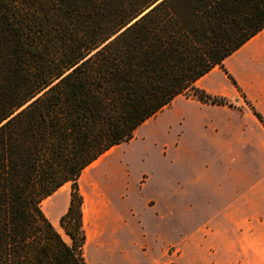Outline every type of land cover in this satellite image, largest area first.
Here are the masks:
<instances>
[{
    "label": "trees",
    "instance_id": "1",
    "mask_svg": "<svg viewBox=\"0 0 264 264\" xmlns=\"http://www.w3.org/2000/svg\"><path fill=\"white\" fill-rule=\"evenodd\" d=\"M263 29L264 0H0V264H86L82 171L180 96L230 106L195 82L241 95L223 62Z\"/></svg>",
    "mask_w": 264,
    "mask_h": 264
},
{
    "label": "crops",
    "instance_id": "2",
    "mask_svg": "<svg viewBox=\"0 0 264 264\" xmlns=\"http://www.w3.org/2000/svg\"><path fill=\"white\" fill-rule=\"evenodd\" d=\"M223 67L254 110L264 118V29L225 59ZM195 87L236 104L235 107L217 106L202 104L194 98L184 99L197 108L192 124L197 139L217 154L223 173L215 180L216 185L214 179L205 176L191 179L190 183L201 189H212L211 199L206 198L202 205L188 197L187 192L184 203H178L172 179L161 181L160 185L168 191L145 199L146 206L153 212L158 255L152 256V247L145 242L140 245L141 252L149 264H264V128L248 106H242L244 100L219 68L197 80ZM177 146L175 141L174 148ZM107 153L84 169L78 179L83 197V223L84 229L103 232L95 240L99 248L117 247L112 255L118 251L122 255L123 244L118 241L120 231L133 212L128 206L129 192L137 189L143 195L150 179L147 175L144 182L127 179V161L114 160L112 154L103 159ZM161 201H167V205L163 206ZM214 202L218 205L214 206ZM68 205L69 199L60 216ZM138 221L145 241L148 231L143 220ZM167 221L174 222L173 226ZM175 233L181 234L177 237ZM86 236L87 245L89 232ZM177 243L180 255L168 254L167 249ZM121 258L130 262L126 254Z\"/></svg>",
    "mask_w": 264,
    "mask_h": 264
},
{
    "label": "rangeland",
    "instance_id": "3",
    "mask_svg": "<svg viewBox=\"0 0 264 264\" xmlns=\"http://www.w3.org/2000/svg\"><path fill=\"white\" fill-rule=\"evenodd\" d=\"M188 96H191V94H188ZM239 96L241 100H244V103L241 102L244 106L247 100L242 93ZM180 98L175 99L168 108L142 125L132 141L108 151V156L112 154L111 158H114V160L123 161L124 159L127 161V179L132 181L142 179V182H144L147 175L150 182L143 195L137 189L129 192L128 206L133 212L129 213L127 225L120 231L118 239L123 244L120 251L124 253L119 255L118 251L112 255L113 250L117 247L103 246L99 248L95 244V240L100 238L103 232H91L86 227V234L87 232L90 234V240L84 247L86 264H149V260L143 257L140 249L143 242L151 245L150 254L152 256L158 255L159 244L155 240L156 231L153 212L151 207L146 206L145 199L154 196L159 197L168 191L167 188L160 185L161 181L172 179L171 181L174 182L172 188L173 191L175 188L177 192L178 203H184L186 192L188 197H192L194 201L199 202L201 205L206 198L211 199L212 189L209 188L208 191L201 189L196 184L190 183V181L205 176L208 179H214L213 183L216 185L215 180L222 176L223 169L217 160V154L213 150H208L197 139V132L192 125L194 116L198 114L197 108L184 101L185 97L180 96ZM224 99L230 105L228 107L236 106L233 101L227 98ZM204 114L207 113L204 112ZM175 141L178 142L176 148H174ZM162 149H166L165 153L162 152ZM105 156L103 159L106 158ZM131 187L132 185H130ZM68 199L69 184H66L41 204L45 216L66 241L68 239L59 228L58 219L65 209ZM160 203L163 206L167 205V201H161ZM152 204L153 201L148 205L152 206ZM217 205V202H214V206ZM139 219L143 220L144 227L148 231L145 241ZM167 223H170L171 226L174 224V222L168 221ZM175 234L178 237L181 233ZM167 252L179 256L181 253L179 243L168 248ZM125 254L130 258V262L122 260L121 257Z\"/></svg>",
    "mask_w": 264,
    "mask_h": 264
},
{
    "label": "bare ground",
    "instance_id": "4",
    "mask_svg": "<svg viewBox=\"0 0 264 264\" xmlns=\"http://www.w3.org/2000/svg\"><path fill=\"white\" fill-rule=\"evenodd\" d=\"M107 156H108V154L105 157H107Z\"/></svg>",
    "mask_w": 264,
    "mask_h": 264
}]
</instances>
